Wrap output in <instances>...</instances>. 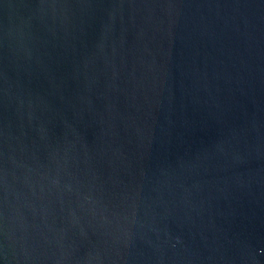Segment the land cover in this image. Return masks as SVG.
<instances>
[{
	"label": "water",
	"instance_id": "95a60500",
	"mask_svg": "<svg viewBox=\"0 0 264 264\" xmlns=\"http://www.w3.org/2000/svg\"><path fill=\"white\" fill-rule=\"evenodd\" d=\"M0 264H264V0H0Z\"/></svg>",
	"mask_w": 264,
	"mask_h": 264
}]
</instances>
